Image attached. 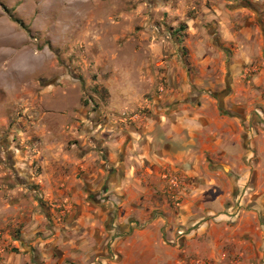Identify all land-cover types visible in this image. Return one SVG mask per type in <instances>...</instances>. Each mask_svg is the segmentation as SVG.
<instances>
[{"label":"crops","instance_id":"0c3cea01","mask_svg":"<svg viewBox=\"0 0 264 264\" xmlns=\"http://www.w3.org/2000/svg\"><path fill=\"white\" fill-rule=\"evenodd\" d=\"M201 11L150 111L1 207L0 264H182L231 242L264 264V0Z\"/></svg>","mask_w":264,"mask_h":264},{"label":"rangeland","instance_id":"374dc122","mask_svg":"<svg viewBox=\"0 0 264 264\" xmlns=\"http://www.w3.org/2000/svg\"><path fill=\"white\" fill-rule=\"evenodd\" d=\"M241 4L252 0H0V209L71 173L98 131L150 111L169 56L185 63L187 24L203 7ZM238 245L182 264H242Z\"/></svg>","mask_w":264,"mask_h":264},{"label":"built area","instance_id":"2783aa9c","mask_svg":"<svg viewBox=\"0 0 264 264\" xmlns=\"http://www.w3.org/2000/svg\"><path fill=\"white\" fill-rule=\"evenodd\" d=\"M169 184L172 185V186H176L178 184L177 181H176V178L175 177H172L169 180Z\"/></svg>","mask_w":264,"mask_h":264},{"label":"bare ground","instance_id":"6f19581e","mask_svg":"<svg viewBox=\"0 0 264 264\" xmlns=\"http://www.w3.org/2000/svg\"><path fill=\"white\" fill-rule=\"evenodd\" d=\"M4 44V43H3ZM29 61V60H28ZM27 62V61H26Z\"/></svg>","mask_w":264,"mask_h":264}]
</instances>
